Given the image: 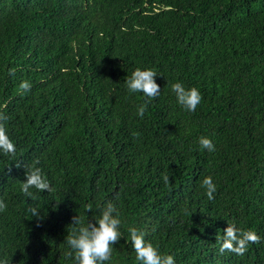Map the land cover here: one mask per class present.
Segmentation results:
<instances>
[{"label": "trees", "instance_id": "1", "mask_svg": "<svg viewBox=\"0 0 264 264\" xmlns=\"http://www.w3.org/2000/svg\"><path fill=\"white\" fill-rule=\"evenodd\" d=\"M138 68L157 73L151 101L127 89ZM175 83L199 90L195 111ZM0 114L16 146L0 152V264H75L66 236L108 201L122 237L105 264H142L129 228L175 264H264V0H0ZM37 159L53 191L31 199ZM228 223L261 242L220 254Z\"/></svg>", "mask_w": 264, "mask_h": 264}, {"label": "clouds", "instance_id": "2", "mask_svg": "<svg viewBox=\"0 0 264 264\" xmlns=\"http://www.w3.org/2000/svg\"><path fill=\"white\" fill-rule=\"evenodd\" d=\"M15 69L9 71V75H14ZM157 73L153 69H136L130 78L126 80V86L130 93L142 92L148 101L155 99L160 94V87L156 83ZM24 92L31 90V84L28 81H22L19 85ZM172 91L175 93L177 102L189 112L196 110L202 100L199 90L195 87L185 89L181 83L172 85ZM147 108V102L140 105L137 115L143 118ZM6 118L0 114V152L4 155L15 156L16 146L6 133V128L2 121ZM133 135H138L134 133ZM199 144L203 149L209 152L215 151L213 142L207 137H200ZM39 164V160L34 161L33 165L25 172V181L21 183V191L29 198L35 199L31 188H35L40 192L53 191L50 182L43 175L42 170L35 165ZM162 179L165 183H169V175L164 174ZM202 186L206 188V195L209 200L214 199L216 186L212 178L206 177L202 182ZM7 205L0 200V211L6 210ZM91 211V205L88 206ZM33 217H39V212L35 207L31 209ZM116 213V207L108 201L103 205L101 216L95 222H89L87 226H81L78 230L74 229L72 233L66 236L65 241L71 251L65 253L66 257H73L75 264H105L112 257L113 245L119 242L122 234L119 230L121 221ZM81 223L78 216L73 217V225ZM130 241L136 253V259L142 264H175L172 255H161L157 248L151 243H146L144 234L136 228H129ZM220 242V254L227 252L243 256L248 251L249 244H259L261 237L255 231H243L236 227L235 224L228 223L224 230L223 237L217 238ZM2 264H8L4 260Z\"/></svg>", "mask_w": 264, "mask_h": 264}]
</instances>
